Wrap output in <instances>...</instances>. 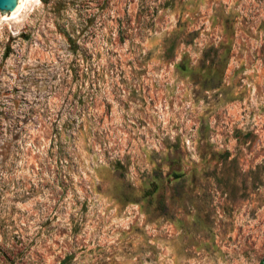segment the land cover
<instances>
[{
    "label": "rangeland",
    "instance_id": "1",
    "mask_svg": "<svg viewBox=\"0 0 264 264\" xmlns=\"http://www.w3.org/2000/svg\"><path fill=\"white\" fill-rule=\"evenodd\" d=\"M224 40L227 65L208 73ZM263 257L264 0L0 15V264Z\"/></svg>",
    "mask_w": 264,
    "mask_h": 264
},
{
    "label": "trees",
    "instance_id": "2",
    "mask_svg": "<svg viewBox=\"0 0 264 264\" xmlns=\"http://www.w3.org/2000/svg\"><path fill=\"white\" fill-rule=\"evenodd\" d=\"M171 38H167L166 42L169 41ZM207 51H212V55H210L212 58L207 59L205 69L208 73L214 71L217 75L222 74L224 71L227 62H228V52H229V41H219L216 44H210L207 47ZM205 54L203 55V57ZM175 67L177 70L184 74H189L193 71H195L196 68L193 67L192 61L187 53H183L180 57V59L175 63ZM120 164V163H118ZM154 190H156L159 186L158 181H154ZM261 263V262H260Z\"/></svg>",
    "mask_w": 264,
    "mask_h": 264
},
{
    "label": "water",
    "instance_id": "3",
    "mask_svg": "<svg viewBox=\"0 0 264 264\" xmlns=\"http://www.w3.org/2000/svg\"><path fill=\"white\" fill-rule=\"evenodd\" d=\"M27 2L28 0H4V2L0 4V15L6 20H9L26 6ZM260 264H264V257Z\"/></svg>",
    "mask_w": 264,
    "mask_h": 264
},
{
    "label": "snow or ice",
    "instance_id": "4",
    "mask_svg": "<svg viewBox=\"0 0 264 264\" xmlns=\"http://www.w3.org/2000/svg\"><path fill=\"white\" fill-rule=\"evenodd\" d=\"M4 2V0H0V4H2Z\"/></svg>",
    "mask_w": 264,
    "mask_h": 264
}]
</instances>
